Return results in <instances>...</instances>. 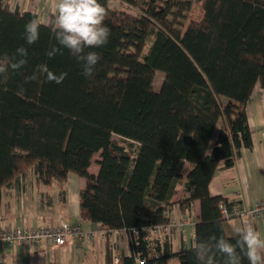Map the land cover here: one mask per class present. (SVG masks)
I'll return each instance as SVG.
<instances>
[{
  "label": "trees",
  "instance_id": "16d2710c",
  "mask_svg": "<svg viewBox=\"0 0 264 264\" xmlns=\"http://www.w3.org/2000/svg\"><path fill=\"white\" fill-rule=\"evenodd\" d=\"M110 1L99 0L111 34L105 46L89 49L101 56L89 79L67 50L47 58L56 15L48 25L40 22V38L29 46L24 26L38 17L0 0V55L28 49L27 64L0 81V196L30 171L44 186L64 185L74 173L87 181L82 221L105 231L106 264H113V231L128 238L120 264H198V241L222 235L234 242L221 206L233 216L235 204L210 186L253 145L247 108L256 86L264 88V0H196L197 18L192 0H119L137 16ZM43 63L67 73L65 80L46 82L36 73ZM158 71L165 79L156 91ZM34 73L37 79H29ZM112 100L116 114L105 126ZM100 152L95 176L90 167ZM185 162L191 169L177 204L193 219L200 203L194 243L175 249L165 236L152 254L145 230L169 222L165 212L176 204L171 199Z\"/></svg>",
  "mask_w": 264,
  "mask_h": 264
},
{
  "label": "crops",
  "instance_id": "0c3cea01",
  "mask_svg": "<svg viewBox=\"0 0 264 264\" xmlns=\"http://www.w3.org/2000/svg\"><path fill=\"white\" fill-rule=\"evenodd\" d=\"M12 10L34 13L38 20L48 25L56 15L57 0H1ZM123 6V2L115 0ZM248 121L252 132V147L242 149L240 157L233 168L218 172L210 186L213 195H220L235 204L237 210L242 205H252L257 200L264 199V88L257 85L247 108ZM223 121H220L213 136L216 143ZM101 152L94 157L90 167L91 174L100 173ZM191 169L188 162L184 164L183 184ZM183 184L175 189L171 203H176L171 210L175 219L187 218L181 212L177 202L184 196ZM87 187V181L70 173L64 185L54 183L50 186L40 185L37 175L30 171L23 175L15 186L3 190L0 196V231L7 228L22 226L25 229L56 227L61 222L70 225L81 224L84 231L93 230L96 225L87 224L81 218L80 196ZM62 189L65 190L62 193ZM235 210V211H236ZM200 212V203L196 202L193 211V221ZM226 222L228 235H235V228L241 225L240 220ZM256 230L264 238V218L255 221ZM195 239V228L187 230L185 235L174 234L175 249L183 246L191 248ZM123 248L129 250L128 238L122 237ZM106 240L93 242L84 239L81 242L69 240L64 246L39 244L24 251L18 246L5 245L0 247L2 264H16L20 254H24L29 264H106Z\"/></svg>",
  "mask_w": 264,
  "mask_h": 264
},
{
  "label": "clouds",
  "instance_id": "9594fccd",
  "mask_svg": "<svg viewBox=\"0 0 264 264\" xmlns=\"http://www.w3.org/2000/svg\"><path fill=\"white\" fill-rule=\"evenodd\" d=\"M106 9L99 0H57L56 19L52 31L55 44L46 51L49 60L67 50L82 66L85 78H92L96 65L101 60L99 53L89 49L100 48L109 42L110 29L105 25ZM40 21L32 20L24 26L23 39L31 46L40 38ZM28 49L20 46L11 56L0 55V81L18 72L27 64ZM36 73L46 82L62 83L67 73L54 72L43 63L37 66ZM34 73L29 79H37ZM198 264H264V238L256 228L243 222L235 228L234 242L224 236H211L195 245Z\"/></svg>",
  "mask_w": 264,
  "mask_h": 264
},
{
  "label": "built area",
  "instance_id": "2783aa9c",
  "mask_svg": "<svg viewBox=\"0 0 264 264\" xmlns=\"http://www.w3.org/2000/svg\"><path fill=\"white\" fill-rule=\"evenodd\" d=\"M221 208L227 218H238L241 224L246 221L255 227V221L264 218V199L257 200L249 206L242 205L233 216H230L225 204H222ZM165 217L169 220L167 224L153 226L145 230L144 242L152 254L156 251L157 244L165 236H168L173 243L174 234L183 236L187 230L194 229L196 225V221L188 218L175 219L170 210L165 212ZM121 235L119 231L112 232L111 255L113 264L121 263ZM132 235L137 238L141 233L135 230ZM104 236L105 231L101 230L98 226L86 232L81 224L70 225L67 222H61L56 227L34 229H25L22 226H17L0 231V247L5 245L18 246L27 251L29 248L39 244L64 246L69 240L81 242L84 239H88L93 242H100L104 239ZM0 264H2L1 261Z\"/></svg>",
  "mask_w": 264,
  "mask_h": 264
},
{
  "label": "rangeland",
  "instance_id": "374dc122",
  "mask_svg": "<svg viewBox=\"0 0 264 264\" xmlns=\"http://www.w3.org/2000/svg\"><path fill=\"white\" fill-rule=\"evenodd\" d=\"M194 1V10H193V13H192V16L193 18H197V16L200 15V10H199V6L198 4L195 2L196 0H192ZM110 6L114 9H118L122 12H126L128 14H131V15H134V16H137L139 15L138 11L134 8H131V7H126V6H123L119 3H116L115 0H111L110 1ZM164 79H165V74L162 72V71H158L157 72V77H156V80L154 82V88L156 91H159L163 85V82H164ZM116 110H117V107H116V103L114 100H112L108 106V110H107V113H106V118H105V126L109 125V123L112 122V120L114 119L115 117V114H116ZM64 153V149H62L60 152H59V155H58V158H60V156H62ZM184 180V179H183ZM183 180L181 181V184H183ZM230 221V220H228ZM233 222H236L238 221V219H234L232 220ZM67 244V243H66ZM19 258V260L16 262V264H29V260H26V257L24 254H19V256L17 257Z\"/></svg>",
  "mask_w": 264,
  "mask_h": 264
}]
</instances>
